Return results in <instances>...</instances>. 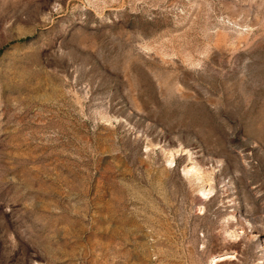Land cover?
Masks as SVG:
<instances>
[{
	"label": "rangeland",
	"instance_id": "rangeland-1",
	"mask_svg": "<svg viewBox=\"0 0 264 264\" xmlns=\"http://www.w3.org/2000/svg\"><path fill=\"white\" fill-rule=\"evenodd\" d=\"M0 264H264V0H0Z\"/></svg>",
	"mask_w": 264,
	"mask_h": 264
}]
</instances>
